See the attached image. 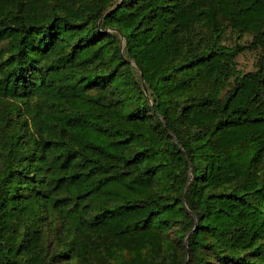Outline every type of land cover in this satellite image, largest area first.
<instances>
[{"label": "trees", "instance_id": "obj_1", "mask_svg": "<svg viewBox=\"0 0 264 264\" xmlns=\"http://www.w3.org/2000/svg\"><path fill=\"white\" fill-rule=\"evenodd\" d=\"M0 264H264V0H0Z\"/></svg>", "mask_w": 264, "mask_h": 264}, {"label": "rangeland", "instance_id": "obj_2", "mask_svg": "<svg viewBox=\"0 0 264 264\" xmlns=\"http://www.w3.org/2000/svg\"><path fill=\"white\" fill-rule=\"evenodd\" d=\"M256 59H257L256 52L247 51L240 54L236 59L238 63V69H240L243 72L253 70Z\"/></svg>", "mask_w": 264, "mask_h": 264}]
</instances>
